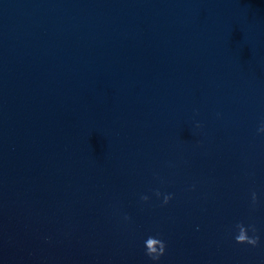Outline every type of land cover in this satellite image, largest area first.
I'll list each match as a JSON object with an SVG mask.
<instances>
[{
  "label": "water",
  "instance_id": "95a60500",
  "mask_svg": "<svg viewBox=\"0 0 264 264\" xmlns=\"http://www.w3.org/2000/svg\"><path fill=\"white\" fill-rule=\"evenodd\" d=\"M261 122L264 0H0V264H264Z\"/></svg>",
  "mask_w": 264,
  "mask_h": 264
},
{
  "label": "clouds",
  "instance_id": "9594fccd",
  "mask_svg": "<svg viewBox=\"0 0 264 264\" xmlns=\"http://www.w3.org/2000/svg\"><path fill=\"white\" fill-rule=\"evenodd\" d=\"M199 127V125H197ZM259 133H264V122H261L260 127L258 128ZM156 195L159 197L160 193L159 191L156 192ZM142 200L147 201V196H142ZM172 199L171 195H165L163 197V203L167 204ZM256 196L255 193H253V202H255ZM236 228L238 229V234L235 236V241L238 244H249L253 247L257 246L259 243V237L258 236H252L250 237L248 235L249 229L252 232H255L256 229L254 226L250 225L249 228H246L243 223H238L236 225ZM166 251V244L163 240L149 236L145 241V255L148 256L152 261H159L162 256L165 255Z\"/></svg>",
  "mask_w": 264,
  "mask_h": 264
}]
</instances>
